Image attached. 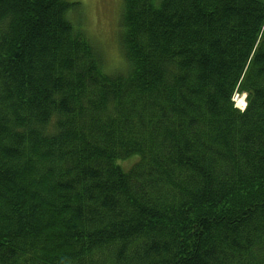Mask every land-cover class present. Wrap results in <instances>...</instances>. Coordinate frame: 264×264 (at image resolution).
Returning <instances> with one entry per match:
<instances>
[{"label": "trees", "instance_id": "1", "mask_svg": "<svg viewBox=\"0 0 264 264\" xmlns=\"http://www.w3.org/2000/svg\"><path fill=\"white\" fill-rule=\"evenodd\" d=\"M79 7L0 0V264H264V0Z\"/></svg>", "mask_w": 264, "mask_h": 264}, {"label": "rangeland", "instance_id": "2", "mask_svg": "<svg viewBox=\"0 0 264 264\" xmlns=\"http://www.w3.org/2000/svg\"><path fill=\"white\" fill-rule=\"evenodd\" d=\"M68 1L79 3V9L71 13L70 17L75 23H78L85 30L87 35L101 48L107 68L116 70L123 67L124 60L121 56L118 44L122 0ZM245 97V94L238 93L235 95V102L241 105L240 102H242ZM125 163H123V166L128 165L130 162H128V164Z\"/></svg>", "mask_w": 264, "mask_h": 264}, {"label": "bare ground", "instance_id": "3", "mask_svg": "<svg viewBox=\"0 0 264 264\" xmlns=\"http://www.w3.org/2000/svg\"><path fill=\"white\" fill-rule=\"evenodd\" d=\"M243 98V97H242ZM245 99H243V101H244ZM240 104H243V102H240Z\"/></svg>", "mask_w": 264, "mask_h": 264}]
</instances>
